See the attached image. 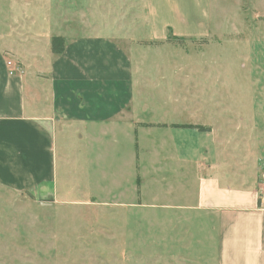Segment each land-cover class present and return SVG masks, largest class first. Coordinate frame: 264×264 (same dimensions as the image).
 Returning a JSON list of instances; mask_svg holds the SVG:
<instances>
[{"label":"rangeland","instance_id":"1","mask_svg":"<svg viewBox=\"0 0 264 264\" xmlns=\"http://www.w3.org/2000/svg\"><path fill=\"white\" fill-rule=\"evenodd\" d=\"M163 22L179 38L152 42ZM55 34L106 38L131 55L147 122L91 146L62 132L55 198L0 183V264L213 263L211 221L188 209L200 176L264 186V0H0V46L19 71L25 46L36 37L41 52Z\"/></svg>","mask_w":264,"mask_h":264},{"label":"crops","instance_id":"2","mask_svg":"<svg viewBox=\"0 0 264 264\" xmlns=\"http://www.w3.org/2000/svg\"><path fill=\"white\" fill-rule=\"evenodd\" d=\"M145 10L150 20L155 17L153 8ZM170 24L163 22L151 41L164 42L168 33L179 38ZM209 34L205 28L186 38ZM53 37L64 40L59 55L51 53ZM34 39L23 49L28 64L21 71L14 61L7 64L10 53L0 46V183L37 200H49L58 194V168L68 162V137L62 132L75 131L82 146H91L92 136L93 142L100 137L115 140L118 135L130 138L131 133L143 131L147 104L137 82L140 68L114 42L101 37L69 40L60 34L45 35V48L40 52ZM41 57L42 63L37 60ZM27 75L31 76L28 82ZM45 93L46 107L39 104ZM163 118L156 121L169 122ZM203 174L197 183L195 206L188 209L211 221L207 234L213 242V263H208L264 264L260 184L231 180L216 169ZM140 187V199L145 201L143 181Z\"/></svg>","mask_w":264,"mask_h":264},{"label":"trees","instance_id":"3","mask_svg":"<svg viewBox=\"0 0 264 264\" xmlns=\"http://www.w3.org/2000/svg\"><path fill=\"white\" fill-rule=\"evenodd\" d=\"M64 40L61 37H53L50 41V50L53 55H59L63 52Z\"/></svg>","mask_w":264,"mask_h":264},{"label":"built area","instance_id":"4","mask_svg":"<svg viewBox=\"0 0 264 264\" xmlns=\"http://www.w3.org/2000/svg\"><path fill=\"white\" fill-rule=\"evenodd\" d=\"M10 66V63H7ZM259 209L264 211V186L258 191Z\"/></svg>","mask_w":264,"mask_h":264}]
</instances>
